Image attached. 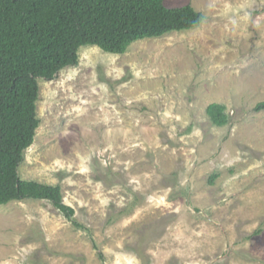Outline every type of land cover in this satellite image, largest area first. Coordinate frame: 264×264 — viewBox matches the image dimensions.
<instances>
[{
	"label": "rangeland",
	"instance_id": "rangeland-1",
	"mask_svg": "<svg viewBox=\"0 0 264 264\" xmlns=\"http://www.w3.org/2000/svg\"><path fill=\"white\" fill-rule=\"evenodd\" d=\"M164 1L204 20L122 54L83 45L38 79L18 173L59 185L79 226L48 200L2 204L0 264H264V0Z\"/></svg>",
	"mask_w": 264,
	"mask_h": 264
},
{
	"label": "trees",
	"instance_id": "trees-1",
	"mask_svg": "<svg viewBox=\"0 0 264 264\" xmlns=\"http://www.w3.org/2000/svg\"><path fill=\"white\" fill-rule=\"evenodd\" d=\"M203 20L192 5L167 6L164 0H0V205L48 200L79 226L59 185L21 179L18 173L40 122L38 79H53L75 66L83 45L122 54L138 39L194 28ZM225 109L212 102L205 111L222 126L228 122ZM255 109H264V100Z\"/></svg>",
	"mask_w": 264,
	"mask_h": 264
}]
</instances>
